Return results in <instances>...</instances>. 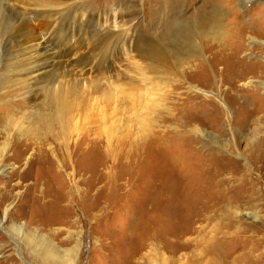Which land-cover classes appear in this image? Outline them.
I'll return each instance as SVG.
<instances>
[{"label":"rangeland","instance_id":"374dc122","mask_svg":"<svg viewBox=\"0 0 264 264\" xmlns=\"http://www.w3.org/2000/svg\"><path fill=\"white\" fill-rule=\"evenodd\" d=\"M3 3L0 221L13 214L22 230L0 227V264H51L41 253L48 244L67 261L77 249L74 264H195L196 257L199 264H215L202 251L222 240L226 255L217 264H264L259 200L240 214L226 210L201 226L174 230L166 228L165 200L177 191L194 193L200 157L221 150L213 135L226 143L241 139L234 159L245 157L244 136L255 140L254 126L241 132L230 122L238 105L264 106V73L237 85L246 92L232 91L220 75L223 66L213 68V61L231 53L243 27L246 50L239 57L264 65V37L249 28L264 19V0ZM202 67L208 69L199 76ZM36 68L39 75L31 73ZM51 95L70 109L67 136L31 125L40 112L36 104ZM207 103L222 109L219 119ZM45 170L51 176H43L37 196H27ZM244 172L259 174L252 166ZM23 173L32 180L24 182ZM152 197L157 204L148 202ZM229 217L254 230L244 233L234 223L229 235Z\"/></svg>","mask_w":264,"mask_h":264},{"label":"bare ground","instance_id":"6f19581e","mask_svg":"<svg viewBox=\"0 0 264 264\" xmlns=\"http://www.w3.org/2000/svg\"><path fill=\"white\" fill-rule=\"evenodd\" d=\"M4 1L5 0H0V10L2 9V7L5 8V4L3 3ZM249 28H251V30H254L256 34L264 37V19L259 18L257 21L252 20L251 25H249ZM244 33H245V28L240 27L236 33V36H234L233 38L235 44L234 47L232 48L231 53L225 56V59L222 61H218V62L213 61L214 63L213 68L216 66L217 69L219 65L223 66V68L220 71L222 72L220 75L223 76L224 78L223 81H225V83H227L231 87L230 88L228 86L232 91L242 90L246 92L242 88H239L237 85L240 82L246 80L248 76H253L255 74H258L260 73V71L264 73V65L260 63H249L248 61H242V59L239 57L246 50L243 47ZM182 35L179 38L183 39L186 42L190 41L187 35L184 36ZM250 38L251 37L249 36V39ZM251 40L255 41L254 37L251 38ZM29 42L30 40L27 41V45H29L28 44ZM247 51L253 52V49H249V50L247 49ZM207 69L208 68L202 67L200 71L204 72V74H200L199 76L205 75ZM2 70L6 71V63L4 64ZM39 71H40L39 68H36L31 73L39 75ZM34 77L36 78L35 75ZM40 90H38V92ZM34 91L36 92V89L30 92L34 93ZM41 96L45 97L44 94H42ZM39 100L41 99H39L36 96L35 98L32 99L34 103L35 102L37 103ZM43 101L44 100H42V102ZM43 105L46 107H44ZM256 105H258V102ZM256 105H252L251 108H247V109L244 108L242 105H238L237 112L235 113L236 117L232 119V122H230L232 125L229 123L231 126V130L234 128L236 131L242 132L241 129L246 128L248 125L254 126V128L256 129L257 134L253 136L255 140H252L251 137L250 138L251 141H250L247 135L244 136L243 138V141L246 143L244 149L245 157L239 156L236 159H234L230 156V154L231 155L234 154L240 148L241 139L234 137L235 139L233 142L226 143L218 135H213L215 136L214 143L217 144L218 146H221L220 147L221 150L217 152L213 151L206 156L200 157V166L198 167L199 180L195 184L196 187L194 188V193L190 191L189 193H185V195L183 196L180 194V192L177 191V195H173V196L171 195L169 199L165 198L166 203L168 202L167 203L168 208L166 212L167 229L174 230L180 226L191 228L193 225H197V224L201 226L205 222L215 218L217 215L222 213L224 214L226 210H230V211H227L225 214H230V213L232 214V212H235L236 214H240L243 208L252 204L253 202L255 203V201L257 200H259L262 203L261 206H263L264 209V127L262 126L261 123L262 119H264V106L260 104L258 105V107H256ZM36 107L39 108L40 112L35 113L34 115L35 118L33 119L31 125L34 129L37 130V132H43V134L59 135L61 137L67 136V125H68L67 123H68V115L70 109L66 101L63 102L58 96L51 95L48 99H46V102L44 101L43 104H40L39 102V104H36ZM205 107L214 109L216 120L219 119V114L222 113L221 112L222 109H220L214 103H207L205 104ZM260 133L262 134L260 135ZM4 151L6 150L4 149ZM162 157L164 158V156ZM163 160H164L163 162H165L166 158H164ZM48 162L50 165H52L51 163L52 161L50 162L48 160ZM251 166L254 169H256L259 173L256 178H253L251 174L247 175V173L244 172L245 168ZM50 167L54 168V166H50ZM151 170L156 171L155 167L154 169L151 168L150 171ZM45 175L51 176L47 170L42 172L41 175L35 177L34 180H32L31 178L28 179L25 173L21 175L20 178L24 182H27L29 180L34 181L33 184L30 185V190L27 196L36 195L38 189L37 187L39 183L42 181L43 176ZM236 176H238L239 178L237 179ZM160 178L163 179V177ZM235 181L238 182L237 186L233 185V183H236ZM178 195L183 196L182 201L178 199ZM148 202H155L157 204L155 197L150 198ZM156 204L154 206H156ZM20 206L19 207L22 210H24L26 207L23 201L20 204ZM154 209L155 208H153V210ZM176 213L185 214V216L183 218L177 217V215L179 214ZM223 214L221 216H223ZM12 215L5 214L3 219L0 221V227L6 230L5 225L8 223L13 231L20 233L22 228L16 226L13 223V220L11 218ZM228 220L229 223L226 224L225 227L228 228L229 235H231L229 230L232 228V225H234V223L237 225L238 228L243 229L244 233H246L249 230H254L253 226L248 225L246 223H241V221H238L237 223L235 220H233L232 217H229ZM27 240H28L27 245L32 244L30 242V239ZM222 241L216 242V244H208V246H206L205 249L202 251L206 255H209L212 258V262H214L215 264L224 261L226 255V251L223 252V247H225L226 244H221ZM19 249L21 248L19 247ZM41 253L46 257V259L51 264H67V263L74 264L77 256L76 255L77 249L73 250L75 257L72 259H68V261L64 260L63 257L62 258L60 257L59 249L52 244H48L47 246H45V248L41 249ZM73 253H71V255H73ZM196 258L193 260V262H195V264H199V260H196ZM219 260L220 262H216Z\"/></svg>","mask_w":264,"mask_h":264}]
</instances>
